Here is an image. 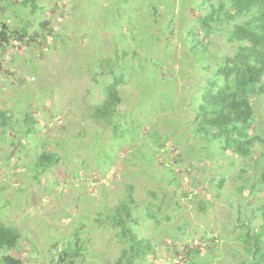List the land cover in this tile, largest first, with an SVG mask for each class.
I'll return each mask as SVG.
<instances>
[{
    "label": "rangeland",
    "instance_id": "rangeland-1",
    "mask_svg": "<svg viewBox=\"0 0 264 264\" xmlns=\"http://www.w3.org/2000/svg\"><path fill=\"white\" fill-rule=\"evenodd\" d=\"M21 1L0 0V19L17 29L29 19L45 18L62 32L66 46L50 38L37 46L13 40L0 50V110L10 117L7 134L0 136V217L22 235L12 254L24 264H56L79 233L81 250L73 264H116L122 243L107 213L131 192L139 205L160 203L163 217L136 225L157 251L136 264H166L194 247L207 264H236L232 248H241L236 212L250 204V190L239 187L245 182L251 187L259 177L255 163L263 144L256 142L258 152L248 157L219 152L218 163L212 153L218 145L209 153L187 123L204 78L216 73V60L235 46L227 35L209 39L196 28L199 38L210 41L209 71L187 56L186 29L198 24L202 10L195 7L197 0H39L43 8L36 16ZM117 54L128 62L120 61V67L130 65L120 86L118 135L112 125L93 120L89 110L104 99L103 84L112 80L100 60ZM154 60L161 62L153 66ZM253 104L256 121L250 129L264 138V96H254ZM28 116L37 123L30 135ZM44 151L56 152L58 163L37 168ZM230 161L233 167L227 168ZM218 164L229 174L223 189L211 182L222 176ZM257 195L263 197L264 189ZM253 208L249 205L245 218Z\"/></svg>",
    "mask_w": 264,
    "mask_h": 264
},
{
    "label": "trees",
    "instance_id": "trees-1",
    "mask_svg": "<svg viewBox=\"0 0 264 264\" xmlns=\"http://www.w3.org/2000/svg\"><path fill=\"white\" fill-rule=\"evenodd\" d=\"M21 4L25 8H30L33 16H36V12L43 8L39 5V0H22ZM197 6L202 9L198 15V24L191 23L186 29V44L191 50L187 56L194 55L197 62L201 63L202 69L212 71L207 50V43L210 41L205 42L199 38L196 30L198 27L209 39L212 34L227 35L228 42L235 46L231 52H227L220 60H216V73L204 78L200 94L192 99L194 109L190 114L193 116L187 123L191 122L189 127L194 132L193 138H200L208 152V148L218 145L212 152L213 160L218 163L221 160L216 156L219 152L223 154L231 152L232 155L239 154L248 157L258 152L254 148L256 142L263 144L255 163L260 169L259 177L254 180L251 187L247 186L246 182L239 187L240 192L246 187L250 190L248 196L250 204L242 203L236 212L235 227L238 229L236 240L240 242L241 248L234 246L232 249L233 255L237 257L236 264H264V196L257 195L258 189H264V138L256 129H250L256 121L253 97L264 96V0H197L195 7ZM150 7L154 10L159 8L154 1L150 2ZM129 22H132L131 17ZM32 25L36 27L32 28ZM61 36L62 32L56 33L50 21L45 18L34 23L33 19H29L26 24L17 29H13L10 22L0 19V50L7 49L13 44V40L37 46L50 38L66 46L64 39H59ZM123 52L126 55L129 54L127 49H123ZM209 56L212 57L211 54ZM120 61L128 64L119 54L113 59L100 60L102 64L100 68L104 64L108 65L112 80L103 84L104 99L89 107L91 118L112 125L117 135L120 132L118 128L122 126V123L117 120V116L121 114L119 108L123 104L120 86L126 82V67L130 66L120 67ZM156 61L161 62L154 60L153 66L158 63ZM28 118L31 122L26 119L25 129L26 134L30 135L35 133L37 123L32 116ZM9 126L10 117L7 110H0V136L1 133L7 134ZM135 133L132 132L133 137ZM58 161L59 155L56 152L44 151L38 156L36 164L37 168H46L57 164ZM229 163L227 168H232L233 163L231 161ZM218 166L216 173L222 176L218 179L214 177L211 182L212 185H216L217 189H223L225 178L229 174L221 169L223 165L218 164ZM232 196L234 194L229 193V198ZM255 199L258 200L257 203ZM251 204L254 208L247 219L243 214L247 213ZM202 208L205 211L208 209L206 206ZM161 210V204L154 201L139 205L131 192L128 198L117 207L109 209L107 220L113 225L117 238L122 243V251L116 264H136L157 253L156 243L151 238L140 236L136 225L141 221L161 222L163 218ZM165 216L170 217L168 214ZM257 219L258 221H255ZM185 224L183 228H186ZM75 235L77 241H71L70 245L66 246L56 264L74 263L72 258L79 254L81 250L79 244L82 243L80 234ZM21 238L20 229L8 225L0 217V251L3 252L0 264H24L23 260L12 254V250L17 249ZM205 238L213 242L218 240L208 235H205ZM170 239L173 245L179 242L173 234L170 235ZM186 243L187 246L191 245L190 242ZM208 247L215 252L213 247ZM169 259H177V264H184L183 262L186 261H188L187 264H207L205 262L207 259L204 255L201 256V251L197 247L188 252H182L180 257L174 256Z\"/></svg>",
    "mask_w": 264,
    "mask_h": 264
},
{
    "label": "built area",
    "instance_id": "built-area-1",
    "mask_svg": "<svg viewBox=\"0 0 264 264\" xmlns=\"http://www.w3.org/2000/svg\"><path fill=\"white\" fill-rule=\"evenodd\" d=\"M164 262H166V264H177L178 263V260L177 259H174V260H164Z\"/></svg>",
    "mask_w": 264,
    "mask_h": 264
}]
</instances>
